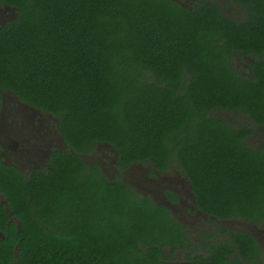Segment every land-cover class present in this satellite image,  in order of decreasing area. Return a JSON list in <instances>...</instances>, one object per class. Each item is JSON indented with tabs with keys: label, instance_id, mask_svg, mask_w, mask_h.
<instances>
[{
	"label": "trees",
	"instance_id": "1",
	"mask_svg": "<svg viewBox=\"0 0 264 264\" xmlns=\"http://www.w3.org/2000/svg\"><path fill=\"white\" fill-rule=\"evenodd\" d=\"M0 4L15 13L0 26V96L9 90L56 116L71 149L27 177L0 163L9 209L0 202V264H229L236 250L260 261L240 231L228 232L237 247L208 232L197 250L165 206L80 157L108 143L121 168L174 164L206 214L264 221V153H227L238 140L211 115L230 107L264 117V78L243 83L226 60L253 40L240 43L235 29L226 35L225 19L174 0ZM185 248L195 251L175 255Z\"/></svg>",
	"mask_w": 264,
	"mask_h": 264
},
{
	"label": "flooded vegetation",
	"instance_id": "2",
	"mask_svg": "<svg viewBox=\"0 0 264 264\" xmlns=\"http://www.w3.org/2000/svg\"><path fill=\"white\" fill-rule=\"evenodd\" d=\"M174 1L181 8L190 11L201 7L205 12L204 17H208L206 20H212V15L216 14L225 19L222 22L226 35L234 33L235 29V32L238 31L237 36L241 37L237 38L240 43L243 37L253 40V47L240 44V47L232 48L226 60L231 66V72L239 75L243 83L246 80L259 83V78H264V0ZM14 14L10 6L0 4V26L13 18ZM229 21L232 27L228 25ZM254 21H261L262 27L257 26V31L252 28L255 27ZM218 42L222 43L221 40ZM211 115L226 126L232 133L233 140H238L239 149H230L227 153H264V117L257 120L242 109L230 107L216 108ZM64 151L69 152L71 149L67 148L63 140L56 116L30 106L9 90L1 91L0 163L27 177L36 169H44L52 153ZM83 153L80 155L81 159L90 166H96L106 177L117 179L133 187L154 204L165 206L170 215L184 227L186 236L193 238V245L198 246L201 251L203 248L198 238L205 239L204 234L211 232L214 235L208 238L211 242L224 239L234 244L229 241L228 232L240 231L250 235L256 242L260 261L257 263L255 258L245 259L236 250L235 254L239 259L232 257L229 264H264V221L255 223L242 218L218 219L206 214L197 206L191 178L182 167L177 168L171 164L168 168L159 169L148 164L136 169L139 164H130L121 168L117 166V150L108 143H97L94 149ZM0 202L9 212L2 193ZM10 219L17 221L12 216ZM233 223L241 224L242 228H232L229 224ZM217 226H222L225 230H217ZM233 246L237 247L235 244ZM184 251L177 250L175 255L183 257L190 252L186 248Z\"/></svg>",
	"mask_w": 264,
	"mask_h": 264
},
{
	"label": "rangeland",
	"instance_id": "3",
	"mask_svg": "<svg viewBox=\"0 0 264 264\" xmlns=\"http://www.w3.org/2000/svg\"><path fill=\"white\" fill-rule=\"evenodd\" d=\"M146 165H148V164H146ZM146 165H142V166L141 165H138V167L136 166L135 168L138 169L139 167L140 168L141 167H146ZM173 166H174V164H173ZM107 172L110 173V171H107ZM126 180H129V179L126 178ZM229 225L232 226V228H234V229L235 228H242V225L241 224H238V223H233V224H229ZM244 228H246V227H244ZM191 240L193 241V238H191ZM197 250H199L198 246H197ZM189 251H195V249L192 248L191 250L189 249ZM177 255H179V253H177ZM178 257H182V256H178Z\"/></svg>",
	"mask_w": 264,
	"mask_h": 264
}]
</instances>
